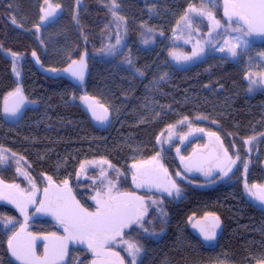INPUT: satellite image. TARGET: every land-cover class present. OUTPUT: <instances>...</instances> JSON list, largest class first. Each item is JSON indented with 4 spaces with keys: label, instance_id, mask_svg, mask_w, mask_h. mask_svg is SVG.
Returning <instances> with one entry per match:
<instances>
[{
    "label": "trees",
    "instance_id": "obj_1",
    "mask_svg": "<svg viewBox=\"0 0 264 264\" xmlns=\"http://www.w3.org/2000/svg\"><path fill=\"white\" fill-rule=\"evenodd\" d=\"M45 1L0 0V157L6 154L13 164L19 160L31 179L48 176L70 187L82 165L98 161L120 172L118 179L124 183L122 174L129 165L171 154L182 137L200 129L221 138L227 147L239 148L240 141L248 140H256L259 148L264 145V64L255 61L248 67L237 50L235 57L208 55L180 65L171 50L163 49L177 23L183 34L191 31V45L205 38L211 19L200 0H49L64 10L53 17L46 45L39 44L35 28ZM76 5L85 19L75 26ZM210 10L220 21L216 34L221 35L226 22L220 10ZM74 29L83 40L80 46ZM261 38L255 53L264 51ZM48 43L62 51L52 56L50 66L40 57L46 47L49 50ZM83 52L90 55V76L83 87L42 76L30 61L35 53L45 66L60 69ZM250 80L257 81L251 91ZM18 86L36 106L28 113L34 115L15 122L6 119L4 99ZM86 95L110 109L106 130L96 128L81 105ZM247 166L251 173L246 180L258 182L261 167L255 160ZM0 179L23 183L4 158ZM232 179V186L188 189L180 203L167 206L169 219L156 229L158 234L164 230L163 236L149 238L147 244L145 233L138 236L146 248L141 264H264V210L241 194L243 180L238 175ZM192 213L221 219L223 233L213 249H203L191 234L186 216ZM19 220L17 209L0 201V264H18L8 242ZM46 228L33 226L38 232Z\"/></svg>",
    "mask_w": 264,
    "mask_h": 264
},
{
    "label": "rangeland",
    "instance_id": "obj_2",
    "mask_svg": "<svg viewBox=\"0 0 264 264\" xmlns=\"http://www.w3.org/2000/svg\"><path fill=\"white\" fill-rule=\"evenodd\" d=\"M200 3L202 4L200 5V8L205 9V11L208 13H210V9H213L214 11L220 10L223 19L226 22V28L223 29L224 31H222L221 35L216 34L219 33L221 29L216 28L213 30L212 26H214V22L210 17H208V21L211 19L209 22L210 31L206 34L204 39L198 38V42L195 43L197 45H191L190 41L193 38L192 36L188 35V32L191 33V31L186 29L184 30L185 32L183 34V32L179 29L178 23L174 25L170 34L168 35L163 49L165 51L171 50V52L174 54L173 58L178 64L189 65L208 55L213 57H223L226 55V53L230 54L227 49L232 44L237 43L236 37H240V43L236 51L238 50L243 53L246 59V65L248 67H252L255 61L264 64V51L259 53L254 52L256 42L262 40L263 38L254 32L251 35H245L243 31H234L233 29L239 25L235 22V18H233V22H229L228 17L225 16V0H200ZM57 6L59 5L47 0V2L45 1L40 7V16L36 22L37 26L35 27L39 44L44 43L46 45L52 30V28L49 26L55 21L53 17H59L64 10L62 6ZM79 7L80 5H76L75 12L72 15V22L75 26L77 25V20L82 21L85 19L83 14L84 10L79 12ZM112 7L117 9V5H115V7L112 5ZM191 10H194V8H191ZM49 11H52L53 14L51 16L45 17V13ZM229 11L231 12V9H229ZM211 16L213 17V15ZM42 17L45 18L41 19ZM187 21L190 20L187 18ZM240 24H242V22H240ZM186 25L188 26L190 23ZM73 34L75 37H77L76 29L73 30ZM225 41H229V44L225 45ZM82 44L83 40L79 39L78 46ZM48 48L49 50L47 47L44 49V52L40 57L45 63H47L48 66H50L51 63H53L52 56H61L62 51L60 50V47L54 44L49 45L48 43ZM188 48H191V51H189ZM220 48H224L225 51H220ZM194 50L198 53L195 57H192L190 60L183 59L184 56H192ZM69 54H67L66 57H63L64 60L69 59ZM88 64H90V62H88ZM15 79L16 83H18V76H16ZM17 88H19L20 92H22L25 96L26 108L20 116L15 117L16 119H13L15 122L17 119H19V121H23L25 118L34 115L28 113L36 106L35 102H31L27 99L21 86H18ZM11 93H16V89ZM8 97L9 95L4 99V104ZM80 103L82 106H84L82 99H80ZM6 119H9L7 115ZM209 138H213V140H216L221 145L223 151L227 153V158L223 161L220 170H218L215 175L210 177L207 182L198 178V180H194V178L188 175L184 170V167L180 164V161L191 156V154L196 150L202 148ZM248 141L250 142L245 143V141H240L238 144L239 148H232L224 145L221 138L213 134L202 131H191L188 133V135H186V137H182V143L171 154L169 153L170 155L159 154L149 160L129 165L128 170L124 171L122 174V177H124L126 180L124 183L118 179L121 173L114 172V167H110L105 162L99 163L96 161L94 163L90 161V163L88 162V164L82 165L81 171L76 174L73 185L70 186V188L83 204L91 209L97 210V201L107 200L109 196L118 197L121 193L129 194L130 191H132L133 195H131L134 197L139 195L140 192H138L137 187L135 186V181L141 179V173L144 168H152L153 170L159 172L161 174L162 180L167 182L165 189H168V191L164 190L161 193V196L157 197L156 199L144 198V200L139 197L140 200L138 201V216L141 218V221L135 226H139L141 228L140 224L144 225L141 228L142 232L145 233L142 238L144 241L146 240L145 243L147 244V240L149 238H154L152 241H155L156 236L158 238L163 236L162 232L164 230L160 232L162 234H158L156 229H159V225H165L169 219L167 215V206L169 207L172 204L180 203L184 199L185 192L188 189L217 188L222 184L232 186L234 181L232 178L234 175H238V179L243 180L242 189L240 190L241 194L264 210V203L260 202L255 197L249 196L245 188V184H247L249 188H251L253 185L258 186V188L264 187V145L259 148L257 146L258 143L256 140ZM6 156V154H2V158L5 159L6 167L9 165L13 168L15 167L16 172L20 177L23 178V183H8L0 179V201L14 206L19 212L22 220H24L27 217L37 213V210L41 207V197L43 190L45 188L47 189L48 186L53 183V179L48 176L42 178L40 181L31 179L20 166L19 160L14 159L13 164L9 162L11 160H9V157ZM169 157L171 160H168ZM253 160H255L256 165L260 166L262 169V172L258 173L260 178L258 182H248V180H246V176L251 173V170L247 164L251 163ZM229 168L231 169L230 171L228 170ZM224 171H227V175H224ZM177 173H179V175H177ZM134 177L136 178L135 181L133 179ZM173 184H175V188L172 187ZM177 189H179V193H177ZM169 191L171 194H169ZM253 191H256V189H253ZM149 216H152V218L148 219L147 217ZM197 217H199L198 214L186 216L187 226H190L191 222ZM145 219L148 220V223H146L149 228H147L146 224L144 223ZM145 229H147V231ZM142 245L143 242L140 241L138 242V245L134 244V246L140 248L139 253L136 254V264H141V260L145 258L146 255V248H144ZM88 251L92 255V260L95 259L92 248H90L89 245ZM112 251L115 253L117 259H119L120 262L123 260V264H130V260L127 262L128 254H125L124 256L123 252H121L119 249ZM112 251L107 248L102 250V252H110V254H112ZM110 260V258H104L101 259V262L105 264H112L110 263ZM69 264H77V259L75 256L70 260Z\"/></svg>",
    "mask_w": 264,
    "mask_h": 264
},
{
    "label": "snow or ice",
    "instance_id": "obj_3",
    "mask_svg": "<svg viewBox=\"0 0 264 264\" xmlns=\"http://www.w3.org/2000/svg\"><path fill=\"white\" fill-rule=\"evenodd\" d=\"M113 6L115 7V3ZM229 9H231V12ZM52 14V11L46 12L45 17L51 16ZM224 14L228 17L229 22H233V18H235V22L239 26L234 28V31H243L245 35H251L253 32L264 34V0H225ZM113 15H115V13H113ZM209 16L213 20L214 26L219 28L221 26L220 21L212 17L210 13ZM45 17H42L41 19H44ZM240 22H242V24H240ZM236 41V44H232L227 49L233 57L238 54L236 49L240 43V37H236ZM224 43L225 45H228L229 41H225ZM220 51L223 52L225 49L220 48ZM197 54L198 53L194 50L192 56H184L183 59L190 60ZM33 55L35 56V53H33ZM81 64L83 65V61H81ZM73 75H76L80 79L83 78L82 73L74 72ZM256 84V80H250L249 91H251L252 86ZM12 95L19 96L20 99L11 107L8 106L6 99L4 112L15 117L20 112L23 97L20 95L19 88L16 89L15 94L9 93V96ZM81 99L88 100L89 98L81 97ZM89 108L92 109L91 104H89ZM93 115L95 116L94 110ZM97 119H99V117H97ZM199 131L203 130L200 129ZM249 142L250 141H245V143ZM225 155H227V153H225ZM0 159H2V157H0ZM228 170L230 171L231 169L229 168ZM177 175H179V173H177ZM224 175H227V171H224ZM133 179L135 181L136 178L134 177ZM66 183L67 182H65V184ZM137 186L139 187L140 185ZM172 187L175 188V184H173ZM245 188L249 196L255 197L257 200L264 203V187L258 188V186L253 185L249 188L248 185L245 184ZM253 189H256V191H253ZM165 190L168 191V189ZM45 192L47 195V189ZM177 193H179V189H177ZM169 194H171L170 191ZM139 200V197H134L131 194L126 193H121L118 197L109 196L107 200L97 201L98 208L95 213H88L85 210L80 209L78 206L72 207L71 205L65 203L63 206H59L57 208V211L60 213L58 218L61 219L62 223L66 224L65 231L69 233L67 239H73L76 237H80L81 239L87 238L89 240V247L93 248V251L97 252V255H99L100 251L98 250H102L110 239H113L115 235H119L120 228L126 226L127 223L132 222L134 213L137 210V206L134 204V201ZM40 210H45V204L43 201H41V208L38 209V211ZM135 218L139 220V216H136ZM145 230L147 231V229ZM214 236V232L212 234L205 233L204 239L212 240L214 239ZM8 243L9 248L12 249V255L15 256L17 260H21L22 264H33V261L38 259L35 257L34 252H31L30 248L22 255L17 252L15 248H13L11 239ZM93 244H95L96 247H93ZM129 249V254L132 256L130 264H136V254L139 253L140 248L134 245H129ZM58 258V256L50 258L46 248L44 261L41 262V264H56V260ZM120 264H123V260H121Z\"/></svg>",
    "mask_w": 264,
    "mask_h": 264
},
{
    "label": "water",
    "instance_id": "obj_4",
    "mask_svg": "<svg viewBox=\"0 0 264 264\" xmlns=\"http://www.w3.org/2000/svg\"><path fill=\"white\" fill-rule=\"evenodd\" d=\"M259 36H264V34L256 33ZM90 59V55L87 52H83L79 58L72 60L69 62L65 67L57 69L47 67L43 64L42 60L39 58L37 54L35 56L32 54L30 57V61L34 69L42 76H55L66 80L73 86L76 87H83L87 84L89 76H90V66L88 64ZM83 61V65L81 64ZM82 73L83 78L80 79L73 73ZM15 94V93H14ZM20 95L23 97V102L21 104L20 112L17 116H20L26 107V100L24 94L20 92ZM84 97L89 98L88 100H83V104L85 106L86 112L90 117L91 122L93 125L100 129L106 130L111 123L112 117L110 113V109L105 105L96 101L90 95H86ZM20 99L19 96L12 95L7 99V104L11 107L16 101ZM89 104L92 105V109L89 108ZM5 107V105H4ZM93 110L95 111V116L93 115ZM8 115V114H6ZM9 117L15 118L13 116L8 115ZM99 117V119H97ZM212 160L210 153L203 152V151H195L191 154V156L184 158L181 160L180 164L184 167L185 170L193 171V172H201L203 170H207V164ZM143 176L145 181L143 183L150 187L153 191H160L161 185L157 183L159 175L156 172H148L144 171ZM53 202L61 201V205L63 206L65 203L71 205L72 207H79L80 209L85 210L88 213H95L85 209L82 203L71 193L69 189H59L57 187L53 188ZM45 210H40V213H47L52 216L55 220H61L58 218L60 213L57 211L59 207H51L48 202V197L45 195L44 199ZM136 216V212L134 213L133 220L131 223L134 222ZM208 222L211 227H213V231L209 232L204 227V223ZM130 224V223H127ZM126 224V225H127ZM222 223L218 216L209 214L205 217L204 220H197L192 225V232L193 234L201 239L202 244L206 246H215L221 236L222 233ZM215 233L214 239L212 240H205L204 234H212ZM13 248L17 250V252L21 253L22 255L31 249V252H34L35 257L38 258L37 260L33 261V264H41L44 261V257L38 255V248L43 246L44 251L48 250L49 257L58 256L59 258L56 260V264H67L70 254V244L64 240L63 238L57 235H36L32 233H23V232H16L12 238ZM81 243H85V238L81 239L79 237ZM10 255L13 260L17 263L22 264L21 260H17L15 256L12 255V249H10Z\"/></svg>",
    "mask_w": 264,
    "mask_h": 264
},
{
    "label": "flooded vegetation",
    "instance_id": "obj_5",
    "mask_svg": "<svg viewBox=\"0 0 264 264\" xmlns=\"http://www.w3.org/2000/svg\"><path fill=\"white\" fill-rule=\"evenodd\" d=\"M196 151H203L205 153H207V152L210 153L212 160L206 165L208 169L203 170L201 172H193V171H189V170H185V169L184 170L187 172L188 175L193 177L194 180L201 179V180H205L207 182V180H209L210 177L215 175L216 172L218 170H220V168L222 167L223 161L227 157H226L225 152L223 151V148L221 147V145L216 140H213V138L207 139V142L205 143V145ZM144 171L156 172L159 175L157 183L161 185L160 191H153L150 189V187H148L147 185H145L143 183V181H145V178L143 176ZM166 183L167 182L165 180H162L161 174L159 172H157L156 170H153L152 168H144L142 170V173H141V179L135 181V186L137 187L138 192H140L139 195H137L136 197H140L141 199H144V198L145 199L146 198L156 199L157 197L161 196V193L165 190V187L167 186ZM137 185H140V186L138 187ZM54 187H57L59 189H66V188L69 189L71 191V193L82 203V201L74 194V192L72 191V189L69 186L59 185L57 183H54V181H53V183L50 184L47 188L48 202H49V205L51 207H58L61 205V201H57V202L52 201L53 200V188ZM45 190H46V188L43 190V193H42V197H41L42 201H44V199H45V195H46ZM129 194H132V191H130ZM134 204L137 206L136 216H138V210H139L138 201H134ZM82 205L85 207L86 210L91 211V212H96V210L89 208L85 204L82 203ZM197 208L198 207H196V209ZM192 214L195 215L196 213H192ZM208 215H209V213H204L202 215H198L199 217L195 218L191 222L190 226H188L191 234L196 239L199 240L201 247L203 249H213L215 246H217V244L221 238V236H220V238H219V240L215 246H212V245L206 246V245L202 244L200 238L196 237L193 234L192 225L194 224V222L197 220H204L205 217ZM140 221H141L140 217H139V220H137L135 218L133 223L127 224L126 226L120 228L119 229V235H115L113 239H110L108 241V243L104 246V248L105 249L107 248L111 251L115 250V249H119L121 252H123L124 256H125V254H128L127 262H128V260L131 261L132 257L129 254V251H130L129 245H134V244L138 245L137 239H138L139 234L142 232L141 228L144 225L140 224L141 228L139 226H135V225L139 224ZM220 221H221V219H220ZM19 222L21 224H20L19 229L16 230V232H23V233L28 232V233H32V234H36V235H42V234L57 235V236L63 238L64 240H66L70 244V254H69V259H68L67 264H69L70 260L74 258L76 252H77V257H76L77 264H90V263H92V264H105V263L101 262V259H104V258H110L111 259L110 263H112V264H120V260L117 259L115 253L113 251H112V254H110V252L104 253V252H102V250L104 248L102 250H98V251H100L99 255H97V252H94L93 248H92L93 256L95 258L92 260V255L88 251L89 240L87 238H85V243H81L79 240V237H76L73 239H67V237L69 236V233L65 231L66 224L62 223L61 220H59V221L55 220L52 216H50L47 213H40L37 210V213L27 217L26 219H24L22 221L19 220ZM146 222L148 223L147 219L144 220V223L146 224V227H147ZM221 223H222V221H221ZM41 224L44 226H48V228H46L40 232L33 229L34 225H41ZM222 226H223V224H222ZM204 227L209 232L214 230L213 227H211L208 222L204 223ZM143 228H145V227H143ZM222 233H223V228H222ZM222 233H221V235H222ZM93 247H96V245L93 244ZM38 255L41 257H43L45 255V251H44L43 246L38 248ZM91 260H92V262H91ZM18 264H20V263H18Z\"/></svg>",
    "mask_w": 264,
    "mask_h": 264
}]
</instances>
